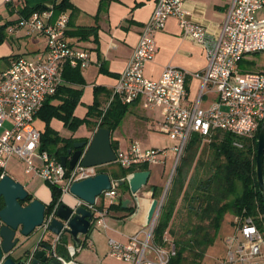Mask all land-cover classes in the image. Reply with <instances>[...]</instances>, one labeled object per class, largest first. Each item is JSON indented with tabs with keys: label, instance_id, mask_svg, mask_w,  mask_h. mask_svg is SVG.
<instances>
[{
	"label": "built area",
	"instance_id": "1",
	"mask_svg": "<svg viewBox=\"0 0 264 264\" xmlns=\"http://www.w3.org/2000/svg\"><path fill=\"white\" fill-rule=\"evenodd\" d=\"M186 1L157 0L151 19L144 26L109 101L116 97L123 105L140 102L144 109H159L163 117L159 131L167 136L172 146L169 151L144 149L134 141L126 148L119 147L114 152L115 163L122 169L161 166L170 152L173 171L192 136L196 135L203 143L218 131L236 138H252L264 120V72L243 73L239 69L246 55L264 52V19L257 18L264 9V0H233L219 35L210 41L204 28L186 19L188 13L183 9ZM169 17L176 18L183 34L205 50L207 67L201 73L192 74L201 83L198 97L192 104L187 103V72L168 66L155 81L143 74L145 64L155 55L154 36L164 28ZM67 24L65 13L53 18L52 5L48 10L18 20L17 26L25 29L28 35L43 38L44 50L33 58L15 57L0 70V179L6 175L8 162L16 158L23 164L25 175L58 187L62 195L70 194L73 183L98 173V167L81 166L84 150L66 175V168L54 156L40 151V132L34 125L39 110L61 86L63 68L85 69L90 63L86 51L68 42ZM208 92L214 93L216 98L202 107L201 99ZM234 145L241 147L237 143ZM117 186L111 181V189L99 198L111 204ZM76 201L77 206L92 214L90 228H106V209L98 205V198L94 205ZM57 206L44 217L38 230L40 242ZM157 217L158 213L146 225L147 230L139 231L126 243L109 239L110 256L132 264H168L175 255V246L167 233L163 241L168 248L153 244ZM232 224V232L223 240L224 255L216 264H264V237L259 229L250 219L234 217ZM69 253L71 257L74 254L73 250ZM58 260L61 264H78L72 260Z\"/></svg>",
	"mask_w": 264,
	"mask_h": 264
},
{
	"label": "crops",
	"instance_id": "2",
	"mask_svg": "<svg viewBox=\"0 0 264 264\" xmlns=\"http://www.w3.org/2000/svg\"><path fill=\"white\" fill-rule=\"evenodd\" d=\"M61 1L63 0H12L7 3L6 0H0V37L3 38L0 43V59H4L6 62L4 69L15 57L33 58L44 50L45 44L41 36L28 35L25 29L17 26L18 20L26 18L20 16V10L24 7L32 9L40 5L50 6L59 4ZM156 3L157 0H69L72 9L63 12L67 15L69 22L67 31L70 35H66L67 40L71 45L86 51L90 59L89 66L85 69L71 68L76 76L71 73L67 74L69 80L66 82L62 78L61 86L81 90L79 103L73 111L75 118L85 119L88 108L93 105L94 100L99 103L97 106L99 111L107 106L112 97L113 88L125 69L144 26L151 19ZM232 3L233 0H187L183 4V9L188 13L186 19L204 28L210 41L219 35ZM257 18L264 19V9L257 14ZM87 30H94V34L88 35L87 39L83 40L80 36L73 35V33ZM154 41L155 55L151 61L145 64L144 76L149 80H158L163 70L168 66L187 72V103H194L198 97L201 83L192 74L201 73L207 67L204 48L183 34L174 17L167 18L164 28L155 34ZM66 67L63 68L62 74ZM239 69L243 73L264 72V52L246 55L239 63ZM215 98L214 93L208 92L201 99L200 105L205 107ZM50 104L57 105L59 101L54 99L50 101ZM162 119L159 109H144L140 102H135L128 106V112L119 127L110 132V143L116 144L117 148H126L137 140L144 149H167L169 151L172 143L165 134L159 131ZM88 120L91 123L90 126L84 124L75 131L68 130L57 119H51L49 126L63 139H73L75 143L89 142L98 127L95 126L96 119ZM37 129L42 132L44 123L42 122V127ZM120 129H124V135ZM116 149H113L114 152ZM69 159L68 157V161ZM169 163L173 167L174 160L170 152L163 165L150 166L148 170L150 176L147 182L149 187L147 190L142 188L135 196L129 190L122 193L118 188L121 186L120 181L126 183L124 180L126 177L119 182L114 179L113 171L116 167L120 168L115 162L99 166L98 170H103L102 173L108 175L113 183L118 184L115 199L111 204L98 198V205L106 209V228H90L86 236L79 237L81 241L79 245H76L70 236H65L62 244L56 246L57 255L78 264H132L110 256L108 240L112 239L123 244L139 231L147 230L146 219L150 203L154 199V186L158 189L160 186L157 176L151 178V169L153 167L162 169ZM6 175L8 176L7 173ZM25 176L29 182L25 186L22 185L28 194L32 195L33 199L49 204L51 193L47 184L39 178ZM9 177L11 176L9 175ZM13 180L18 182L16 179ZM32 183L35 184L36 190L28 189V185ZM60 201L66 206H74L77 203L71 194L62 195ZM123 201H128L125 207H122ZM120 203L122 211L108 209L110 206L116 207ZM132 208L134 211L129 213L127 210ZM228 216L230 215L226 216L227 223L230 218L232 223L234 218H228ZM53 238V235L46 234L43 240L52 241ZM38 242H40L39 231L29 238L27 244L34 248ZM222 245L224 254L223 241ZM72 250L74 254L71 257L69 252Z\"/></svg>",
	"mask_w": 264,
	"mask_h": 264
},
{
	"label": "trees",
	"instance_id": "3",
	"mask_svg": "<svg viewBox=\"0 0 264 264\" xmlns=\"http://www.w3.org/2000/svg\"><path fill=\"white\" fill-rule=\"evenodd\" d=\"M48 9L49 6L44 5L32 9L24 7L19 13L20 16L28 17ZM69 9H72L69 0L53 4V18ZM68 25L69 22L67 27ZM91 34H94V30L73 33L83 40ZM66 35H70V33L67 31ZM2 39L0 37V43ZM72 70L68 66L64 69L65 72L62 74L64 82L69 80L67 74L71 73L76 76ZM80 97L81 90H74L62 85L56 94L44 103L36 116L44 123V129L40 132L39 149L54 156L59 162L63 156L68 160L67 151L72 148L75 140L59 137L49 126L51 119L61 121L64 127L70 131H75L84 124L90 126L91 123L88 119H96L95 126L113 132L119 127L128 112L129 105L121 104L116 97L102 111L97 109L99 103L94 100L93 105L88 108L86 118L80 120L73 116ZM54 99H57L59 104H50V101ZM257 137L258 132L252 138H236L229 133L218 131L208 142L203 143L196 135L192 136L183 156L176 165L170 188L165 195L153 229V244L164 247V234L172 235L174 233L171 227L180 205L179 201L184 203V213L192 223L187 226L183 237L174 236L176 238V241L173 242L175 255L170 258L168 264H199L207 249L216 242L221 223L227 215L241 220L242 218L250 219L264 237V197L258 190L255 176ZM235 143L241 147L235 146ZM111 146L114 150L117 148L114 143ZM65 168L66 175H68V168ZM147 170L149 168L146 165L128 170L116 167L113 177L119 182L128 173ZM102 172L103 170H98V173ZM1 173L2 171H0ZM47 186L51 193V201L48 206L49 214L60 204L62 193L56 186L50 184ZM118 188L122 193L129 190L126 183ZM158 191L159 189L154 186L153 198L157 197ZM108 209L122 211L121 203L116 207L112 205ZM127 211L133 212L134 208ZM62 241L64 239L61 240V244Z\"/></svg>",
	"mask_w": 264,
	"mask_h": 264
},
{
	"label": "water",
	"instance_id": "4",
	"mask_svg": "<svg viewBox=\"0 0 264 264\" xmlns=\"http://www.w3.org/2000/svg\"><path fill=\"white\" fill-rule=\"evenodd\" d=\"M85 150V152H84ZM84 152L82 167H99L115 162V153L110 143V131L98 128L89 142L75 143L67 151V157H61L63 168L72 170ZM264 120L260 125L257 137V151L255 158V176L259 192L264 197ZM150 172L136 171L127 179L130 193L135 196L147 185ZM122 185L123 181L119 182ZM111 189V179L104 173H97L93 177L73 183L69 193L76 199L89 205H94L97 198L104 191ZM24 186L11 177L5 175L0 179V264H61L56 253V246L65 236H70L76 244H80V236H86L90 230L92 214L81 206H66L61 203L53 212V219L42 238L46 234L58 237L52 241L42 240L34 248L27 244V240L40 229L44 217L48 214L49 204L38 199H32ZM161 201L153 199L147 213L146 225L150 224L161 209ZM128 201L122 202L125 207ZM23 238V240H21Z\"/></svg>",
	"mask_w": 264,
	"mask_h": 264
},
{
	"label": "rangeland",
	"instance_id": "5",
	"mask_svg": "<svg viewBox=\"0 0 264 264\" xmlns=\"http://www.w3.org/2000/svg\"><path fill=\"white\" fill-rule=\"evenodd\" d=\"M5 65H6L5 60L0 59V70H3ZM34 125L37 128L42 127V122L38 117L35 118ZM124 129H120V131L122 132L123 135L125 133ZM122 144H124V143H122ZM205 158H206V156H205ZM205 160H207V159H205ZM148 168H150V167H148ZM22 169H23V164L20 163L16 158H12L8 162V165H7L5 170H6V173L8 174V176L10 175L13 179L18 180V183L20 182L21 184H23L25 186L28 184L29 180L24 175ZM171 170H172V165L170 163L167 166L162 167V169L159 167H153L151 169V176H152L151 178H154L155 176H157L158 180L160 181V186H158L159 191H158L157 197L154 199H156L158 201L162 200L161 207L164 203L165 195H166L168 189L170 188V184H171L172 178L174 176L175 169L172 172H171ZM148 187H149V185L147 184L143 188H145L147 190ZM28 189L36 190L35 184L34 183L29 184ZM179 204H178L179 206L177 208L176 214H175L174 219H173V226L171 227V229L174 230L173 231L174 233L172 234L173 236L170 235L169 233H167V237L170 238V240L172 242L176 241L175 240L176 238L174 236H176L177 238L183 237L184 232L187 229V226L191 225V223H192L190 218H187V216L184 213V210H183L184 203L183 202L181 203L179 201ZM230 217H232V216H228V218H230ZM156 222H157V220H156ZM156 222H155V225H156ZM194 222H196V221H194ZM232 226H233V224L231 223V218H230V220H228V223H227V217L224 218V220L221 223V228H220L218 237L216 238V242H215L216 244H214L212 247L207 249L205 255L203 256V258L199 264H216L219 261V259L222 257V255H224L223 254L222 241L224 240L225 237H227L231 233ZM149 228H150V226H149ZM164 248L166 249V248H168V246H166Z\"/></svg>",
	"mask_w": 264,
	"mask_h": 264
},
{
	"label": "flooded vegetation",
	"instance_id": "6",
	"mask_svg": "<svg viewBox=\"0 0 264 264\" xmlns=\"http://www.w3.org/2000/svg\"><path fill=\"white\" fill-rule=\"evenodd\" d=\"M0 204H1V201H0ZM21 240H23V238H21ZM29 240V239H28ZM28 240H27V242H28ZM58 258H62V257H60V256H58ZM63 260H65L64 258H62ZM66 261V260H65Z\"/></svg>",
	"mask_w": 264,
	"mask_h": 264
}]
</instances>
